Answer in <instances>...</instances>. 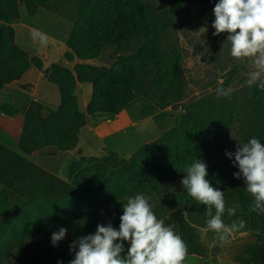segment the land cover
<instances>
[{"label":"trees","instance_id":"1","mask_svg":"<svg viewBox=\"0 0 264 264\" xmlns=\"http://www.w3.org/2000/svg\"><path fill=\"white\" fill-rule=\"evenodd\" d=\"M45 1L0 0V90L5 84L18 80L30 65L42 69V60L30 57L16 43L10 22L19 18L20 3L27 14L32 15ZM75 1L76 18L66 41L68 50L63 54L67 61L74 57L82 61L95 58L106 47L131 49L132 53L119 56L109 66L77 62L70 69L52 62L44 70L47 80L58 88L60 102L57 109L44 116L42 105L31 101L22 112L17 150L0 143V205L7 206L12 199L15 202L12 209L9 205V210L19 219L30 214L28 218L11 223L6 211L3 212L4 208L0 209V229L12 230L7 235H0V264H8L13 254L21 264H56L58 259L66 262L69 259L65 249L69 244L63 246L59 241L53 246L50 233L68 224L72 230L67 238L70 242L78 235L94 231L98 222L111 220L116 225L121 211L119 202L136 191L151 196L155 201L153 211L158 217L163 218L179 206L190 224L206 227V206L188 196L179 183L183 165L197 155L207 163L210 182L224 188L226 205L234 200L240 203V208L232 216L223 214L224 222L230 225L241 219L244 221L243 226L255 234L257 242L253 262L264 264V213L249 209L252 195L244 190L243 182L233 178L229 165L210 151L213 136L225 134L231 126V118L239 113L235 102L226 97L219 99L217 105L200 102L195 107L201 111V116L192 118L193 126L183 122L184 114L166 132V144L187 150V153L163 155L156 149L161 138L141 145L129 159L118 160L111 152L99 159L110 162L111 166L105 172V167L98 165L96 171L102 181L93 189L79 187L91 169V165L81 164L83 158L69 164L70 181L66 182L25 157L46 146L73 149L87 115H115L138 95L147 97L148 87V90L161 91L168 86L180 85V61L165 59L164 23L142 0ZM202 1L211 8L215 3V0ZM226 35L220 33L218 38L223 41ZM169 70L170 76L165 78ZM77 83L91 85L84 112L78 107ZM157 106L165 107L162 104ZM191 109L187 108V112ZM254 109L260 117L259 129L254 135L264 141V103ZM0 110L7 116L16 114V110L6 103L0 105ZM183 139L186 144L182 143ZM167 180H176L178 190H170L169 185L163 187ZM17 199H22L19 204Z\"/></svg>","mask_w":264,"mask_h":264},{"label":"rangeland","instance_id":"2","mask_svg":"<svg viewBox=\"0 0 264 264\" xmlns=\"http://www.w3.org/2000/svg\"><path fill=\"white\" fill-rule=\"evenodd\" d=\"M142 1L164 23L162 38L167 52L165 59L170 61L178 59L180 61V85L168 86L161 91L148 90L150 88L148 87L146 88L149 91L147 97L138 95L120 113L115 115L98 114L99 116L89 117V126L94 132H90L88 129L89 132L85 131L81 134L80 141L78 132V143L73 150H59L50 146L52 148H49L48 151L40 152L41 163L36 165L66 182L70 181L68 177L69 164L83 158L81 164L83 166L91 165V169L87 172L84 183L79 186L82 188L93 189L99 186L102 179L96 168L98 165L104 166L105 172H107L111 166L110 162L105 163L99 159L109 156L111 152L116 154L118 160L129 159L131 154L141 145L161 138L159 147L157 146L156 149L163 155L187 153V150L168 146L164 135L178 123L184 114L183 122L193 126L192 118L201 116V111L195 107L200 102L207 101L212 105H217L219 99L226 97L235 102L239 111L236 117L231 118V126L225 134L220 137L218 135L213 136L215 139L211 143L210 150L229 165L231 175L237 169L230 163L229 158L224 156V150H234L236 141L246 140L259 129L260 117L255 112L254 107L264 103V88H257L256 83H248V72L254 69L251 62L252 58L231 57L228 54L229 42L227 39L220 41L218 38L220 33L215 36L212 35V8L205 5L202 0ZM76 5L75 0H46L43 6L37 8L32 15H28L24 5L20 3L18 5L19 18L10 22L15 31L16 43L30 57L65 59L63 54L68 50L66 41L76 18ZM202 26L205 28L204 32L199 29ZM30 27L38 28L47 33L46 45H41L39 42L34 45L29 42V35L32 31ZM36 40L38 41V39ZM63 45L65 46L64 51L62 50ZM39 49L46 51V53H41ZM131 53V49L117 50L113 47H106L97 57L89 59L87 63L95 66H109L119 56H128ZM74 59L77 58L74 57ZM76 63L71 61L68 67L72 69ZM169 76L170 70L165 78ZM83 85L88 90L84 86H81L82 88L78 86L75 89V94L79 102L84 100L88 102L91 95V85L89 83H83ZM22 86L25 89L29 88L28 84ZM218 87L227 89L228 95H217ZM12 94L14 93L12 92ZM19 96L17 94L13 96L0 95V105L7 101L6 104L12 103L9 105L16 110V114L12 117L20 116L31 102L21 105V96ZM157 104L165 105V107L159 108ZM189 107L192 109L187 112ZM2 113L0 110V130H7L8 134L14 137L18 121L16 122L15 119L9 122L5 121ZM168 118L171 119L169 124L166 122ZM150 123H153V126L159 130L154 129L153 134L141 144V137L149 133L146 131L151 129ZM19 133L15 135V140ZM137 140L140 141H138L137 146H134ZM9 143L11 144V140ZM182 143L186 144L184 139ZM82 148L83 151L85 150V154ZM176 180H167L162 185L163 187L169 185V189L173 191L178 190ZM238 180L243 182L242 179ZM21 200L17 199L16 201L19 204ZM14 202L10 199L7 206L5 204L0 205V209L4 208L3 212L6 211V216L11 223H17L23 217H30V214L26 213L19 219L10 211L9 205L12 209ZM150 202L154 206L155 201L151 200ZM173 211L172 214V210L169 211L161 219L164 223L168 221L167 224L171 222L170 225L174 231L184 240L187 246L185 264H249L248 261L256 247L255 234L246 230L243 225L227 233L225 240H220L215 235L214 230L190 224L181 209ZM63 226L68 229L65 237L61 240L62 245L65 246L69 244L67 238L71 235L72 230L68 224ZM11 231L9 228L1 227L0 235H7ZM3 251H7V249L3 248ZM65 252L68 259H71L68 248L65 249ZM8 264L21 263L13 254L10 255Z\"/></svg>","mask_w":264,"mask_h":264},{"label":"clouds","instance_id":"3","mask_svg":"<svg viewBox=\"0 0 264 264\" xmlns=\"http://www.w3.org/2000/svg\"><path fill=\"white\" fill-rule=\"evenodd\" d=\"M212 35L226 33L228 54L231 57H251L254 69L248 72V83L264 88V0H215L212 5ZM202 32L205 28H199ZM31 36L41 45L48 40L47 33L32 28ZM217 95H228L218 87ZM236 141V140H235ZM224 156L237 169L233 178L243 180V188L252 195L249 209L264 213V141L251 135L235 143L234 150H224ZM179 183L188 196L205 205V226L214 230L220 240L243 225L226 224L224 213L232 216L240 208L238 201L226 205L225 190L213 185L208 178L207 163L195 156L182 168ZM151 196L136 191L119 202L118 224L111 220L95 225L94 231L76 236L69 242L71 259L57 260L56 264H185L187 246L170 224L153 211ZM68 229L59 226L50 233L55 246Z\"/></svg>","mask_w":264,"mask_h":264},{"label":"crops","instance_id":"4","mask_svg":"<svg viewBox=\"0 0 264 264\" xmlns=\"http://www.w3.org/2000/svg\"><path fill=\"white\" fill-rule=\"evenodd\" d=\"M30 28H32V27H30ZM29 36H30L29 37V42H31L34 45H37V43L39 41H37L36 39H33L31 35H29ZM62 50L63 51L65 50V46L64 45H63ZM39 51H41V53L44 52L42 49H39ZM45 53H46V51L43 54H45ZM41 60H42V69H37L36 67L30 65L28 70L26 72H24L22 74V76L18 80H15V81H12L10 83L5 84L2 87V89L0 90V95H2V94H4V96H13L14 94L20 95L21 97L20 96L19 97L21 98V101L23 102V104H22V102H20L21 105L27 104L30 101L38 102L39 104L42 105L43 115L46 116L49 112L55 111L57 109V107L59 105V102H60V96H59V92H58L57 86L55 84H53V83H50L47 80V78L45 77L44 70L52 62H59L61 65H64V66L68 67L69 66L68 64L71 61H67L66 59H57V60L56 59H41ZM87 61H89V60H84V61L78 60V59H73L72 60L73 63H75V62L87 63ZM26 84L29 85L28 89H25L22 86V85H26ZM78 86H79V88H82L81 86H84V85H83V83H77L76 84V88ZM85 88H86V90H88L87 87H85ZM12 92L14 94H12ZM77 100H78L79 109L84 112L87 102L85 100L82 101V102H79L78 97H77ZM9 104H12V103H9ZM2 116L5 119V121H8V122L10 120H13V119H15L16 122L18 121L17 130H16V133L14 134V137H15V135H17L20 132V129H21L20 127H21V122H22V119H23V115L20 114V116L18 115V116L12 117V116H9V115L7 116V115L2 113ZM94 116H97V115H94ZM89 117H92V116L87 115L86 124L82 128H80L79 141L81 139V134H83L85 131L94 132V130H92V128L89 126V122H88ZM170 120L171 119L168 118V119H166V122L169 124ZM149 126H151V129L149 131H146V132H149V133H147V134L143 135V137H141V139H140L141 140V144L153 134V132H154L153 130L154 129H157L155 126H153V123H150ZM88 129H89V131H88ZM157 130H159V129H157ZM143 131H145V130H143ZM93 134L95 135V133H93ZM141 136H142V134H141ZM14 137L12 135L8 134L7 130L6 131L0 130V143L4 144L5 146H7L8 148H10L12 150H17V148H16V140H15ZM10 140H11V144L9 143ZM140 140H137V142L135 143L134 146H137L138 141H140ZM10 145H12V146H10ZM78 146H80V145H78ZM49 148H52V147H50V146L43 147V148H41L39 150H36V151L32 152L29 155H25V157L28 160L34 162L35 164L40 165V163H41V159L39 157L40 152H43V150L48 151ZM53 150H56V149H53ZM70 150H73V149H70ZM70 150H66V151H70ZM82 151H83V148H82ZM83 153L84 154L86 153L85 150L83 151ZM177 209H181V207L178 206V207H176L173 210H177ZM173 210H172L171 214L174 212ZM181 211H182V209H181ZM167 222L168 221H165V224H167ZM170 224H171V222H170ZM254 241L256 243V247L254 249L253 255L251 256L250 260L248 261L249 264H255L253 262V257H254V254L256 252V249H257V242H256V239H254Z\"/></svg>","mask_w":264,"mask_h":264}]
</instances>
